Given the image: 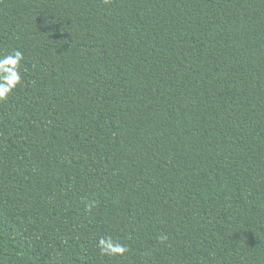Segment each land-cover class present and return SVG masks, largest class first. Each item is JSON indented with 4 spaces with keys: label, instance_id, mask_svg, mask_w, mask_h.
Wrapping results in <instances>:
<instances>
[{
    "label": "trees",
    "instance_id": "obj_1",
    "mask_svg": "<svg viewBox=\"0 0 264 264\" xmlns=\"http://www.w3.org/2000/svg\"><path fill=\"white\" fill-rule=\"evenodd\" d=\"M13 49L0 264H264V0H0Z\"/></svg>",
    "mask_w": 264,
    "mask_h": 264
},
{
    "label": "clouds",
    "instance_id": "obj_2",
    "mask_svg": "<svg viewBox=\"0 0 264 264\" xmlns=\"http://www.w3.org/2000/svg\"><path fill=\"white\" fill-rule=\"evenodd\" d=\"M23 60L24 54L18 49L0 55V101L6 100L17 85L22 83L20 65ZM86 207L91 210L94 204L89 203ZM97 247L101 254L109 257H122L129 251L127 245L113 240L111 236L101 237L97 241Z\"/></svg>",
    "mask_w": 264,
    "mask_h": 264
}]
</instances>
